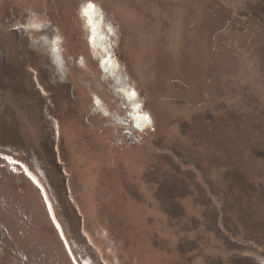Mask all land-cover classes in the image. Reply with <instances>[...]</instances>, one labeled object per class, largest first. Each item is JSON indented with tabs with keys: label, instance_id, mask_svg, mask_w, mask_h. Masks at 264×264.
Wrapping results in <instances>:
<instances>
[{
	"label": "rangeland",
	"instance_id": "obj_1",
	"mask_svg": "<svg viewBox=\"0 0 264 264\" xmlns=\"http://www.w3.org/2000/svg\"><path fill=\"white\" fill-rule=\"evenodd\" d=\"M0 33V264H264V0H0Z\"/></svg>",
	"mask_w": 264,
	"mask_h": 264
},
{
	"label": "flooded vegetation",
	"instance_id": "obj_2",
	"mask_svg": "<svg viewBox=\"0 0 264 264\" xmlns=\"http://www.w3.org/2000/svg\"><path fill=\"white\" fill-rule=\"evenodd\" d=\"M0 34H1V33H0ZM17 35L20 36L18 32H17ZM2 40H3L2 43H4V42H5L4 39H2ZM2 43H0V48H1V44H2ZM0 57H1V56H0ZM3 59H5V60H3L4 63H5V61H6V62L8 63V65L10 64L11 61H14L12 64H10V67H14L15 62H16V64L21 65V66H22L23 64H24L25 66H27L26 64L28 63L27 58H21L20 56L17 57V59H15V58H7V59H6V58H3ZM3 61H2V62H3ZM2 62H1V60H0V63H2ZM4 63H3V64H4ZM10 67H9V68H10ZM21 68H22V67H21ZM23 69H25V68L23 67ZM12 70H13V68H12ZM8 73H9V72H8ZM28 75H29V73H28ZM5 76H6V75L4 74L3 79H1V77H0V91H2V87H1L2 84H1V82H2V81H6V80H5V79H6ZM29 77H30V80H31V78H33V79H34V78H37L36 75H34L33 73H32V74L30 73V76H29ZM32 81H33V80H32ZM33 83H34L33 90H34V91H37V85H38V84H37V82H34V81H33ZM7 85H8V84H7V82H6V84H5L6 88H7Z\"/></svg>",
	"mask_w": 264,
	"mask_h": 264
},
{
	"label": "snow or ice",
	"instance_id": "obj_3",
	"mask_svg": "<svg viewBox=\"0 0 264 264\" xmlns=\"http://www.w3.org/2000/svg\"><path fill=\"white\" fill-rule=\"evenodd\" d=\"M87 9H89V10H94L95 9V6L93 5V4H91V3H88L87 4ZM88 13L86 12L85 13V15H87ZM143 119L145 120V121H147L148 120V117L147 116H144L143 117ZM4 159H8V157H3Z\"/></svg>",
	"mask_w": 264,
	"mask_h": 264
}]
</instances>
